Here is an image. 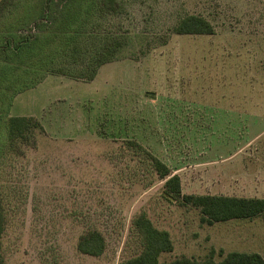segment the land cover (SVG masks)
Returning <instances> with one entry per match:
<instances>
[{
    "label": "rangeland",
    "instance_id": "1",
    "mask_svg": "<svg viewBox=\"0 0 264 264\" xmlns=\"http://www.w3.org/2000/svg\"><path fill=\"white\" fill-rule=\"evenodd\" d=\"M95 2L0 0L5 264H122L142 251L133 229L141 213L171 235L161 262L264 256V216L202 225L197 209L164 199L141 150L180 176L183 194L264 198V0H118L111 14ZM188 15L215 34H173ZM62 17H99L82 31L83 54L123 43L93 81L26 75L47 42L35 47L37 27L54 34ZM18 37L34 42L15 52ZM82 62L69 72L86 73ZM10 117H34L44 132L11 147ZM93 230L106 240L100 257L78 250Z\"/></svg>",
    "mask_w": 264,
    "mask_h": 264
},
{
    "label": "trees",
    "instance_id": "2",
    "mask_svg": "<svg viewBox=\"0 0 264 264\" xmlns=\"http://www.w3.org/2000/svg\"><path fill=\"white\" fill-rule=\"evenodd\" d=\"M95 6L101 14L114 12L117 10L118 0H96ZM97 18L99 17H62L57 21L59 26L54 34L46 31L47 29L44 30L41 26L42 23H40L37 29L42 33L35 34V47L39 41L41 45L43 44L40 40L42 38H45L47 42L40 50L35 48V59L32 57L31 61L25 62L27 65L25 71H28L26 75L33 73H35V77L37 73L43 74V77L48 74L64 75L74 79L93 81L99 68L114 61L123 45L120 40L109 41L98 45L94 51L83 54L81 40L84 32L82 31H85L86 24L90 20ZM172 33L180 36H211L215 34V28L210 21L200 15H188L179 20L173 27ZM18 41L19 43L13 47L15 52L20 51L25 44L34 42L30 37H18ZM8 48H10L9 45L6 49ZM81 61L86 63L85 70H88L86 73L75 75L69 72L71 64H77ZM29 66L30 68H28ZM7 128V141L11 147H14L18 142L24 144L33 142L34 144V134L44 132L43 125L34 117H10L7 119ZM141 150L146 153L151 170L164 181V199L182 207L197 209L202 225L213 226L232 220H254L264 216V198L183 194L180 176L173 174L172 170L152 153L145 151L143 147ZM133 229L140 238L142 251L122 264H264V256L261 254L241 252L229 253L220 262L214 260V253L203 261L181 257L171 262H161V255L171 253L174 250L170 233L155 227L145 213H141L133 220ZM4 231L5 211L0 197V242ZM78 250L84 255L100 257L106 250L105 237L97 230L90 231L79 240ZM0 264H5L1 247Z\"/></svg>",
    "mask_w": 264,
    "mask_h": 264
},
{
    "label": "crops",
    "instance_id": "3",
    "mask_svg": "<svg viewBox=\"0 0 264 264\" xmlns=\"http://www.w3.org/2000/svg\"><path fill=\"white\" fill-rule=\"evenodd\" d=\"M5 121V120H4Z\"/></svg>",
    "mask_w": 264,
    "mask_h": 264
}]
</instances>
